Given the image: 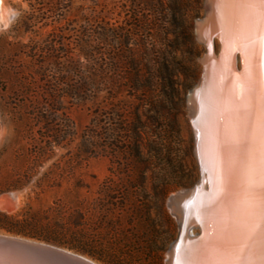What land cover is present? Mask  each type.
Segmentation results:
<instances>
[{
  "label": "rangeland",
  "instance_id": "rangeland-1",
  "mask_svg": "<svg viewBox=\"0 0 264 264\" xmlns=\"http://www.w3.org/2000/svg\"><path fill=\"white\" fill-rule=\"evenodd\" d=\"M0 1V263L168 264L206 0Z\"/></svg>",
  "mask_w": 264,
  "mask_h": 264
},
{
  "label": "bare ground",
  "instance_id": "bare-ground-1",
  "mask_svg": "<svg viewBox=\"0 0 264 264\" xmlns=\"http://www.w3.org/2000/svg\"><path fill=\"white\" fill-rule=\"evenodd\" d=\"M205 3L196 25L206 48L203 73L188 100L201 179L169 200L172 212L185 199L167 262L264 264V0ZM238 55L248 62L241 78ZM17 251L42 259L39 252Z\"/></svg>",
  "mask_w": 264,
  "mask_h": 264
},
{
  "label": "water",
  "instance_id": "water-1",
  "mask_svg": "<svg viewBox=\"0 0 264 264\" xmlns=\"http://www.w3.org/2000/svg\"><path fill=\"white\" fill-rule=\"evenodd\" d=\"M220 53L221 52L219 51V53H217V55L219 56ZM238 56H239L238 58H239L240 65L237 66V76H238V78H241L242 77L241 75H243V73L245 72L244 67L245 66L248 67V62H247L246 58H244V60H243V57L241 55H238ZM252 86H253V83H252ZM5 244L20 245V243L17 241H11L9 239H5V238L0 237V245L2 246Z\"/></svg>",
  "mask_w": 264,
  "mask_h": 264
},
{
  "label": "trees",
  "instance_id": "trees-1",
  "mask_svg": "<svg viewBox=\"0 0 264 264\" xmlns=\"http://www.w3.org/2000/svg\"><path fill=\"white\" fill-rule=\"evenodd\" d=\"M39 2L40 3L43 2V4L44 3L50 4L49 6H50V8H52V10H57L61 6L63 1H61V0H40ZM23 26H25V28L28 30L30 25H29V23L25 22V23H23ZM67 96L73 97L75 95H74V93L71 92V93H68Z\"/></svg>",
  "mask_w": 264,
  "mask_h": 264
}]
</instances>
